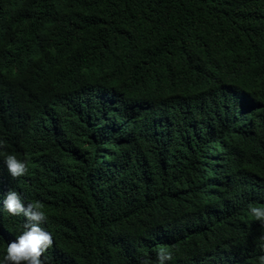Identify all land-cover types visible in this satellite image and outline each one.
<instances>
[{
    "label": "trees",
    "instance_id": "16d2710c",
    "mask_svg": "<svg viewBox=\"0 0 264 264\" xmlns=\"http://www.w3.org/2000/svg\"><path fill=\"white\" fill-rule=\"evenodd\" d=\"M9 189L38 200L48 264H257L264 0H0ZM23 216L0 207V251Z\"/></svg>",
    "mask_w": 264,
    "mask_h": 264
},
{
    "label": "clouds",
    "instance_id": "9594fccd",
    "mask_svg": "<svg viewBox=\"0 0 264 264\" xmlns=\"http://www.w3.org/2000/svg\"><path fill=\"white\" fill-rule=\"evenodd\" d=\"M6 117L15 115L17 109L11 104L0 109ZM8 141L0 138V156L12 177L24 175L28 170L26 160L18 158L14 153L5 154L10 148ZM0 207L13 216H23L24 222L21 230L14 240H10L0 251V264H48L46 255L53 245L51 232L43 225L48 219L44 205L38 201H25L16 190L9 189L0 201ZM249 215L264 224V205L249 204ZM264 241V236L261 237ZM261 253L257 257V264H264V242L260 244ZM172 253L166 249L158 250L157 258L143 257L139 264H169Z\"/></svg>",
    "mask_w": 264,
    "mask_h": 264
}]
</instances>
